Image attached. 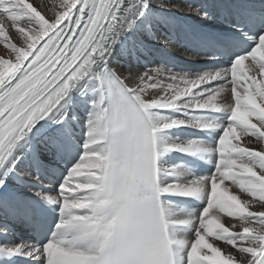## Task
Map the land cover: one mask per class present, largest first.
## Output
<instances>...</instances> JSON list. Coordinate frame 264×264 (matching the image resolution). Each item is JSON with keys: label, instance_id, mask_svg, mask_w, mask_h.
Returning <instances> with one entry per match:
<instances>
[{"label": "snow or ice", "instance_id": "6c2138e0", "mask_svg": "<svg viewBox=\"0 0 264 264\" xmlns=\"http://www.w3.org/2000/svg\"><path fill=\"white\" fill-rule=\"evenodd\" d=\"M0 48V264H264V0H0Z\"/></svg>", "mask_w": 264, "mask_h": 264}, {"label": "bare ground", "instance_id": "6f19581e", "mask_svg": "<svg viewBox=\"0 0 264 264\" xmlns=\"http://www.w3.org/2000/svg\"><path fill=\"white\" fill-rule=\"evenodd\" d=\"M38 3H44V4H51L54 2V0H37ZM51 14V13H49ZM0 51H2V48H0ZM168 52L175 56L176 58L180 59V58H187L189 56H191V53H187L185 52L182 48H180L179 46H173L170 49H168ZM119 71L123 72L125 71V69L120 68ZM258 148L260 147H264V145H258Z\"/></svg>", "mask_w": 264, "mask_h": 264}]
</instances>
